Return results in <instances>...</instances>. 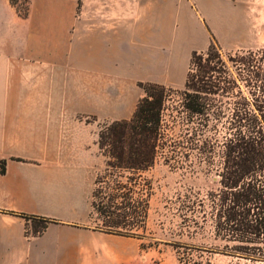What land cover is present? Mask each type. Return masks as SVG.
<instances>
[{
	"label": "crops",
	"instance_id": "1",
	"mask_svg": "<svg viewBox=\"0 0 264 264\" xmlns=\"http://www.w3.org/2000/svg\"><path fill=\"white\" fill-rule=\"evenodd\" d=\"M77 1L31 0L24 17L0 0V264H139L137 238L89 225L108 160L100 127L130 119L144 95L138 83L168 85L174 60L206 50L212 36L222 48H254L237 21L250 0H195L196 11L186 5L176 49L171 0H116L114 27L98 20L84 31ZM184 76L179 70L181 84ZM26 216L54 222L28 235L38 221Z\"/></svg>",
	"mask_w": 264,
	"mask_h": 264
},
{
	"label": "trees",
	"instance_id": "2",
	"mask_svg": "<svg viewBox=\"0 0 264 264\" xmlns=\"http://www.w3.org/2000/svg\"><path fill=\"white\" fill-rule=\"evenodd\" d=\"M138 85L144 95L133 116L99 129V148L108 160L92 194L91 218L98 215L93 228L142 238L148 199L139 181L163 159L175 170L216 175L215 187L204 194L190 188L185 219L199 225L201 213L204 220L212 219L218 238L236 243L234 254L264 261V49L225 54L212 36L205 51L192 52L183 90L155 82ZM172 94L179 102L168 106ZM115 172L132 186L116 179L106 190L111 186L104 183ZM26 217L38 221L32 232L27 228L28 235H40L54 222Z\"/></svg>",
	"mask_w": 264,
	"mask_h": 264
},
{
	"label": "rangeland",
	"instance_id": "3",
	"mask_svg": "<svg viewBox=\"0 0 264 264\" xmlns=\"http://www.w3.org/2000/svg\"><path fill=\"white\" fill-rule=\"evenodd\" d=\"M19 11L29 13L31 0H15ZM156 1V0H155ZM172 16L171 26L173 29L174 49L179 43L175 39L176 32L180 26V13L190 5L195 8V0H171ZM68 3V2H66ZM248 7L244 11V15H239L237 21L245 22V27L252 33V42L254 48H222L225 54L235 53L239 50H258L264 49V0L247 1ZM116 0H78L77 1V20L78 27L84 31L86 25L94 26L98 20H103L104 26H115L117 17L111 13V9L119 8ZM169 9V8H168ZM236 18V17H235ZM206 25L211 29L213 20L212 11L208 10ZM154 26L160 29L164 26L163 18L156 17ZM79 30V29H78ZM211 31V30H210ZM80 32V31H79ZM185 35V34H184ZM183 35V36H184ZM200 44V43H199ZM239 45V43H238ZM190 51V58L192 52ZM174 52L176 50H173ZM205 51V50H204ZM174 59V57H173ZM189 62H176L174 60V75L168 83V88L173 90H183L185 82L180 83L179 70H184V77H187L189 70ZM186 81V80H185ZM179 96L172 94V98L168 102V106L177 105ZM171 109L167 111L168 120H171L169 114ZM180 129L174 134H179ZM116 174L106 179L104 186L110 185L106 190L111 191L115 187V180L120 179L131 187V183L127 178H120ZM126 176H131L130 172H124ZM216 175L212 173L209 177L203 174H192L190 169L175 170L169 165L159 160L149 171L144 174L139 188L145 186V198L148 199L147 213L145 218V228L139 233L142 238H137L140 244L139 264H264V261H256L253 259L238 256L233 253L232 246L235 242L225 241L216 236L214 223L212 219L204 220L201 213L197 216V223L185 219L186 211L183 209L186 195L190 188L194 191H201L202 194L207 190L215 187L214 181ZM128 182V183H127ZM122 199H119L121 202ZM98 215L93 214L89 225H96ZM132 222V219H130Z\"/></svg>",
	"mask_w": 264,
	"mask_h": 264
}]
</instances>
